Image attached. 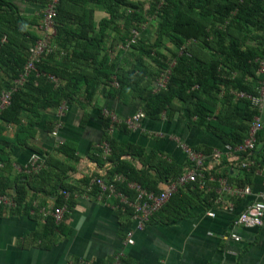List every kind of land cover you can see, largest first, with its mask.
<instances>
[{
    "label": "crops",
    "instance_id": "0c3cea01",
    "mask_svg": "<svg viewBox=\"0 0 264 264\" xmlns=\"http://www.w3.org/2000/svg\"><path fill=\"white\" fill-rule=\"evenodd\" d=\"M6 1L16 6L13 15L26 18L24 26L39 35L43 0ZM78 5L79 2L66 3L62 17L73 20L76 16L89 14L82 3V8H78ZM11 14L5 11V18H10ZM104 17H107V13L103 9L94 10L95 23H99ZM6 24L9 23H0L2 27H8ZM20 26L22 29L23 24ZM249 29V44L263 46V31L255 25H250ZM258 42L260 43L257 44ZM2 62L4 58L0 57V84L7 78ZM97 93V104L93 106H80L72 102L63 111L60 110L61 106L41 110L40 121L37 122L34 136L29 139V145L6 148L11 165L3 164L0 170L9 176V191L15 192V188L11 186H15V179L22 180L19 177V173L23 172L20 167L29 164L34 155L39 156L42 169L48 167L49 157L64 164L73 163L74 167L67 170L64 179L74 187L70 191L73 201L65 213L64 227L62 231H55L51 237L44 234L43 225L47 215L43 214L42 208L56 206L58 194L54 190L50 191V188L60 172L58 163L55 162L48 167L47 173L37 178H25L24 181L28 183V200L33 207L29 214L20 212L0 216V264H220L223 254L216 248L219 240L213 233L220 231L222 225H231L234 214H238L251 197L264 198V161L261 173L253 178L250 185L253 194L240 200L236 213L223 208L225 217L200 214L205 201L196 198V202L188 205L190 212L175 219L172 206L160 211L148 220L145 228L135 231L132 244H126L125 233L134 226L132 214L115 205L113 199L99 198L98 194L92 192V183L86 185L84 180L107 174L113 167L112 160L107 156L110 152L98 151L105 131L103 112L112 111L122 120L138 110L145 112L144 101L136 91L130 96L125 92L120 95L109 93L107 88H101ZM183 105L181 99L175 98L167 110L157 117L146 115L137 127L125 128L122 122H110L107 128L114 138L117 150L125 149L120 150V158L130 162L138 170H145V181L149 185L156 184L157 189H161L166 182L165 177L160 174L162 168L159 163L176 162L180 166L187 163L183 144L200 145L205 149L223 146L218 131L201 125L189 126L182 119L179 106ZM262 117L264 121V108ZM22 120L25 121L23 118ZM0 125L4 126L2 134L14 136L17 128L15 122L0 118ZM55 128L57 133L53 134ZM63 142L76 147L74 162L58 150ZM3 146L0 142V147ZM223 160L231 175H241L238 168L229 165L225 158ZM184 189L190 193L189 189ZM208 201L211 202V208L217 207L215 198H208ZM262 227L264 228V222L258 227L236 228L241 238L253 240L243 246L237 257H227L226 264H232V261L233 264H242L249 249L264 236ZM119 252L123 255L117 263L116 256Z\"/></svg>",
    "mask_w": 264,
    "mask_h": 264
},
{
    "label": "trees",
    "instance_id": "16d2710c",
    "mask_svg": "<svg viewBox=\"0 0 264 264\" xmlns=\"http://www.w3.org/2000/svg\"><path fill=\"white\" fill-rule=\"evenodd\" d=\"M47 1L48 0H43L42 7L45 6ZM80 1L81 0H60L58 5V14L56 17L57 34L52 42L54 43L57 41L61 45L63 44L62 46H64L66 50L69 49L67 48L69 44L74 43V47L70 50V55L72 56L71 60L77 62L78 65H80L81 63H87V61L89 64L95 63L92 73L90 74L89 72H85L82 67L77 66H73L71 70L69 69L70 66L65 65V69L63 70L62 75L67 78V84L66 86H61L60 82L56 84L48 77V74L57 76L55 74L57 72L53 63L54 61L58 63V61L56 60L58 58L52 56V50L42 57V59L36 64L37 70L35 72H32L27 82L13 94L11 105L0 112V118L7 122L13 121L17 125L13 137L5 136L4 134H2L4 126L0 125V142L4 144L3 147H0V169H2L3 164L6 166L11 165L10 154L6 148H8L9 146L12 147L29 145V139L34 136L37 122L40 121L41 110L48 107H58L61 104V100L63 97H66V100L68 102L71 101L75 90L81 88L82 85L95 84V79L98 76L102 75L106 77L113 72L111 70L112 66L108 63L109 57L107 58L106 54L104 53L105 56L103 55V60H101L99 58V54L105 47L104 35L106 22L111 20L114 14L115 6H111V4H117L118 6L122 2L125 3L127 0H115L116 2H114V0H97V2L103 3L104 10L109 12L111 15L110 18L104 17L99 21L97 30H95L96 23L93 20L92 10H89V14L86 15L87 17L85 15H80L75 17V19L73 20H65V18L62 17V13L63 10H65L66 3H75ZM166 1L168 3V10H166L163 19L161 20L162 22L160 29L163 32L161 34H164L167 37L169 36L178 45L181 43L184 44L187 38L194 36L195 38L197 37L198 41L200 38V45L202 48L210 49L211 47H213L214 49L215 46V48L219 49V51H226L228 47V40L230 39L231 43L234 42L240 46L241 41L243 42L244 40L245 42V39H242L240 37V34L244 35V33L250 31V25H255L258 29H261V32L263 31L262 34L264 33V0H195V3L197 4L191 5L192 8L188 9V11L181 7V0ZM157 2L159 3V0H157ZM156 6L157 4L154 5V9ZM5 11L7 13H12L10 18H5ZM15 11L16 6L14 4L6 0H0V23H9L6 24L8 25V27H2L0 25V57L4 58V62H2V65L5 66L4 69H6L7 75V78L3 79V83L0 84V94L2 89L8 87L11 84L12 80L23 69V66L27 59L29 47L32 43L35 42L37 37H39V35H37L35 32L24 26L26 24V18L21 17V15H13ZM17 20H19L18 23L14 24L13 22ZM70 21L73 22L70 23ZM21 23L23 24L22 29L20 26ZM136 28L138 29L137 26ZM64 32L67 33V38L64 39L59 37V40H56L58 39V36L60 34L62 37V33ZM129 35H131V32ZM24 37H26L27 39L30 38L28 39L30 42L27 43V39ZM139 37L137 38L136 42L139 40ZM239 37L240 41H237ZM262 38L263 46L250 45L245 42V46H247L248 50H245L243 52L244 54H241V60H239L241 67L238 70V73L243 72L240 73V75H233L232 71L223 72L222 70L214 72L213 74H207L206 71H201L202 67L199 65L196 67V69L200 67V70H197L199 72L194 73L192 83L188 85L181 83L179 85L175 82V77L177 75V66L174 65L171 68L172 71L166 87L155 90V84L153 83L152 88L148 87L147 89H144V93H142L141 97L144 101V109L146 115L150 117H157L162 113V111L167 110L168 105L175 98H178L181 99L185 104H188L187 106H190L189 118L196 116L197 119H199L200 123L198 121H193L192 125L197 127H200V125L204 127L207 126V128H209V125H212V123L208 122L206 119L211 113H213V111H215L214 107L217 106V103L215 101L217 96L213 92V89L209 87H211V85H213L214 83L217 84L218 81L228 82L225 84L228 91L225 94L227 95V97L234 95L233 93H231V89H245L254 91L257 82L255 83V86L247 87L243 84L239 86L237 81H240L241 79L243 80V76L248 75V73L252 75L255 74V78H257L258 62L252 61L254 57L264 55L262 54L264 52V34ZM136 42L132 43L131 46L135 45ZM123 43H125V41H123ZM259 43L260 42H258L257 44ZM202 50L204 51V49ZM126 51H120L119 56L121 57V59ZM215 56L217 57V55ZM215 56L212 55L210 59L216 60ZM196 57L198 58V60L200 59L201 65L205 63L204 61H207L204 60L201 55ZM169 67L170 64L164 62V64H162L161 70L167 69ZM160 72L158 73L156 78L159 77ZM192 84H197L199 87L191 89ZM121 91L122 89L117 90L115 94L120 95L122 94ZM30 93H36L37 99L39 100L35 103H32L31 106H26L29 101L28 95ZM238 101L246 107V114L248 118L252 120L254 115L257 113L256 109L251 106L250 102L247 99L238 98ZM22 118L25 119V121H23ZM103 119L105 131L102 137V141L100 142L105 141L108 143L110 147V153L107 156L113 162V167L107 172V174H104L103 177L113 180L115 174L119 173L123 174L127 180H136L150 190L159 191L160 189H157L156 184L149 185V182L145 181V170H138L130 162H127L120 158V154L122 153L121 151H124L125 149L122 148L120 149L121 151L117 150V147H115L116 145L114 138L108 133L107 129L110 126V118L108 116H103ZM249 125L250 123L246 128V133H243L241 138L231 141L228 139L229 137H227L224 138L223 144H236L243 142L248 136L250 127ZM123 126L125 128L127 127L126 124H124ZM212 129L215 130V128ZM263 132L264 131L260 130L258 133L257 145L259 143L260 136L263 135ZM218 135L220 137V134ZM193 147L203 150L207 155H209L212 151V148L210 147L209 149L200 147V145ZM58 150L64 153L73 162L76 160V147L71 143L63 142L58 147ZM98 151L102 152L103 148L99 147ZM254 153L255 152H253L252 154ZM55 162L58 163L57 168L60 169V172L58 173L53 186H51L52 189L50 188V191L54 190L58 194L56 206H60L66 203L67 208H69L71 205L70 202L73 201L72 195L69 194V196L65 198L61 193V190H67L69 191V193L70 191H72V188L74 186L67 182L64 179V176L67 170L73 168L74 165L73 163L64 164L63 162L55 160L51 157L47 158L48 167L54 165ZM223 162L224 161L218 164L217 167L221 168L223 166ZM48 167L41 169L39 173H19V177H22V180L15 179V186H11L15 188V192L13 193L14 199L16 201V206L11 209H7L4 204L0 203V216L8 214L12 215L20 212L29 214L33 206L32 202L28 200V183L24 180L27 177L37 178L42 174L47 173ZM159 167L162 168V172H160V174H162L161 176L165 177V181L179 175L184 168V166H180L176 162L169 163L165 161L159 163ZM224 168V170H226V174H223V172L221 174H228L227 176L231 180V174L228 172L230 171L229 168L226 165L224 166ZM1 172L2 171L0 170V193H5L9 191L7 188L9 186L10 179L9 176ZM92 179L93 178L85 179V184L90 185ZM92 186V192L97 194V192L100 190L98 185L94 183L92 184ZM117 188L119 190L121 189L126 191L131 198L134 197V191L127 187L126 181L118 182ZM184 188L192 191L200 189L194 183L187 184V186L180 188L170 197V199L159 211L155 212L150 217L149 221L160 211L165 210L171 206L174 208V219L180 217L185 213H189L190 211L188 205L196 202V197L190 191V193L186 192ZM210 195L216 200V194L214 192H211V194H208L201 200L208 201V198H211ZM210 205L211 202L208 201L207 206H205L208 207ZM202 206L204 205L202 204ZM177 207L181 209H177ZM126 211H129L132 214V210L130 208L126 209ZM45 215L47 216L45 218L43 226L44 234L46 236L48 235L52 237V235L55 234V231H62L64 227V220L57 223L51 214ZM237 215L238 214H234L233 219L236 218Z\"/></svg>",
    "mask_w": 264,
    "mask_h": 264
},
{
    "label": "rangeland",
    "instance_id": "374dc122",
    "mask_svg": "<svg viewBox=\"0 0 264 264\" xmlns=\"http://www.w3.org/2000/svg\"><path fill=\"white\" fill-rule=\"evenodd\" d=\"M181 1V7L187 11L192 8L191 5L197 4L195 3V0ZM114 2L116 1L114 0ZM81 3L86 10H92L93 12L96 8L104 10L103 3L97 2V0H82L79 2L78 8H82ZM155 4H157V6L154 9ZM167 4L166 0H159V3L157 0H127L125 3L122 2L118 6L117 4L114 5L112 3L111 6H115L114 14L113 18L106 22L104 35L105 47L99 54V58L103 60V55L105 56L106 54L107 58L109 57L108 63L112 66L111 70L113 72L106 77L102 75L98 76L95 79L96 85H82L81 88L75 90L71 101L68 102L66 97H63L59 106L68 105V103L72 102H75L80 106H93L97 104V92L101 88H107L109 93H116L117 90L122 89V91H124H121V93L125 92L130 96L136 91L142 96L144 89H147L148 87L152 88V84H155L157 79L156 76L160 72L164 62L177 66L175 82L179 85L181 83L185 85L191 84L194 78V73L199 72L197 70H200V67L196 69L199 65L202 67L201 71H206L207 74H213L214 72H218L220 70L223 72L232 71L233 75H240V73H243L240 71V73H238V70L241 67L239 60H241V54L245 50H248L247 46H245V42L249 44L250 31H247L244 35L240 34V37L245 39V42L244 40L243 42L241 41V46L234 42L231 43V39L228 40V47L226 51H219V49L215 48V46L214 49L213 47L210 49L202 48L200 45V38L198 41L197 37L195 38L194 36L187 38L184 44L181 43L178 45L169 36L168 38L164 34H161L163 33L160 29L161 20L163 19L166 10H168ZM105 12L107 13V18H110V13L107 11ZM133 28L139 30V40L135 43V45L128 47L126 53L121 59L119 56V53L122 50L120 45L123 41L129 40V34ZM97 29L98 23H96L95 26V30ZM59 37L66 39L67 33H62V37L60 34L56 40H59ZM240 37L237 41H240ZM28 39L27 43L30 42ZM62 45L57 41L54 42L52 56L58 58L56 60L59 63L58 64L56 61L53 63L57 72L55 74L58 76L61 86H66L67 78L62 75L65 65L70 66L69 69L71 70L73 66L82 67L85 72H89L91 74L95 63L89 64L87 61V63H81L78 65L77 62L71 60L72 56L70 55V50L74 47V43L69 44L67 47L69 49L67 50ZM202 49H204V51ZM200 55L204 58V60H207L204 61L205 63L202 62V65L200 64V59L198 60L196 57ZM212 55H217V57L215 56L216 60L210 59ZM262 58H264L263 55L256 56L253 58L252 62H259V59ZM164 70H161L160 75L164 72ZM256 79L258 80V76L255 78V74L252 75L248 73V75L243 76V80L241 79L237 82L239 86L243 84L247 87H253L257 82ZM114 80L118 82V85L114 84ZM226 83L228 82L218 81L217 84L214 83L211 87H209L213 89V92L217 96L215 100L217 106L214 107L215 111H213V113H211L206 119L208 122L212 123V125H209V128H207V126L206 128H215V130L218 131V134H220L222 144L224 142V138L227 137H229L228 139L231 141L241 138L242 134L246 133V128L251 121L246 114V107L238 101V98L234 95L228 97L225 95L228 92L225 86ZM198 87L199 86L197 84H192L191 89ZM28 96L29 101L26 106H31L32 103L39 100L37 99L36 93H30ZM187 105L188 104L184 103L183 106H179V114L182 119H184L189 126L192 125L193 121H198L200 123L196 116L189 118L190 106ZM166 114L169 116V113ZM262 134L263 135L260 136L259 143L256 146V152L254 151L255 153L249 156V161L245 158L247 154L240 155L241 159H245L247 165L239 168L241 174L240 176L230 175L234 185H251L253 178L256 177L258 173H261L264 161V132ZM224 166L225 161L223 162L222 172L223 174H226ZM211 186H215V183L211 184ZM190 192L194 194L197 199L201 200L208 194H211L210 192L214 191L196 189L193 191L190 190ZM225 198L228 200H234L235 207L231 211L236 213V208L240 204V200L243 198L237 196L235 197L229 194L226 195ZM205 202L206 204L202 203L204 206L200 214H206L213 208L210 206L206 207L207 201ZM215 209L217 215L225 217V213L222 211L223 208L221 206H217ZM230 227L231 225H222V229L220 231L217 230L213 233V235L219 240V242L216 243V248L218 247V250H220L223 254V260H221L220 264H226L225 259H227V257H237L243 246H245L247 242L253 240V238L242 237L241 242H234L229 235L231 232ZM239 228L240 227H238L237 230ZM262 230H264L263 227ZM242 264H264V236L262 238L260 237L257 240V243L249 249V252L245 255V257H243Z\"/></svg>",
    "mask_w": 264,
    "mask_h": 264
},
{
    "label": "built area",
    "instance_id": "2783aa9c",
    "mask_svg": "<svg viewBox=\"0 0 264 264\" xmlns=\"http://www.w3.org/2000/svg\"><path fill=\"white\" fill-rule=\"evenodd\" d=\"M59 2L60 0H48L45 6L42 7L39 37L30 45L23 69L12 80L8 87L2 89L0 94V112L11 105L13 94L27 82L32 72L37 70L36 64L42 57L53 49L54 43L52 41L57 34L56 17L58 14ZM139 36L138 30L132 29L129 40L125 41V43H121V51H126L132 43L136 42ZM173 66V64H170V67L165 69L157 78L155 81V90L166 87ZM257 76L258 80L254 91L231 89V93H233L236 98L247 99L251 106L257 111L250 122L248 136L243 142L236 144L224 143L222 147L213 148L209 155L203 150L195 148L187 143L183 144L182 149L187 159L183 171L176 177L167 180L159 191L150 190L136 180H127L123 174L119 173L115 174L113 180L105 178L103 175L93 177L91 183L98 185L100 189L97 192L99 198L113 199L115 205L125 210L128 208L132 210L134 226L128 228L125 233L126 244H132L134 242L135 231L145 228L150 217L160 210L174 193L180 188L187 186V184L194 183L202 190L214 191L216 194L217 206H221L229 211L235 207V202L234 200L226 199V195L229 194L244 198L253 194V189L250 185H234L227 175L221 174L223 166L218 168L217 165L224 161L223 158H225L229 165L232 164L234 165L233 167L239 169L247 165L245 159H241L240 155L247 154L245 158L248 160L249 156L256 150L258 133L264 128L262 117L264 108V58L259 59ZM48 77L56 84L60 82L59 78L53 74H48ZM114 84L118 85V82L115 81ZM66 106L67 105H61L60 110L63 111ZM103 114L110 118L111 124L122 122L131 128L137 127L139 122L146 116L143 110H138L122 120L119 119L116 113L109 110H105ZM56 133L57 128L53 131V134ZM99 146L103 148L105 153L110 152V147L107 142H101ZM41 169L42 162L39 161L38 155H34L29 164L20 167V171L27 174L39 173ZM125 181L127 182V187L134 191L133 198H131L126 191L117 188L118 182ZM213 183H215V186H211ZM61 193L65 198L70 194L69 191L64 189L61 190ZM0 203L4 204L7 209L15 207L16 201L14 199V193L12 191L0 193ZM215 208L216 207L210 209L207 214L215 216ZM67 210L66 203L60 206H53L49 209L42 208L43 214H51L57 223L64 220ZM263 222L264 198H259L257 196L251 197L246 206L240 210L237 217L232 220L230 227L231 232L229 235L233 240L240 241L241 236L236 232V228L258 227L262 225ZM121 255H123L122 252L118 253L116 256L117 263H119Z\"/></svg>",
    "mask_w": 264,
    "mask_h": 264
}]
</instances>
